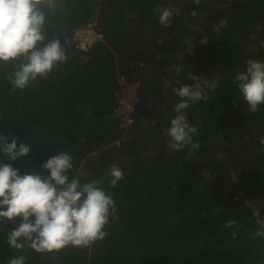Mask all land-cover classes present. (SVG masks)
<instances>
[{"label":"trees","instance_id":"trees-1","mask_svg":"<svg viewBox=\"0 0 264 264\" xmlns=\"http://www.w3.org/2000/svg\"><path fill=\"white\" fill-rule=\"evenodd\" d=\"M158 7L173 11L170 27L159 23ZM44 11V43L59 38L67 59L23 90L9 79L23 58L0 62V133L31 149L14 162L0 153V163L47 176L42 164L67 152L70 179L103 180L117 211L103 240L44 253L12 249L7 236L20 220L0 218V264L14 256L26 264H264L253 215L260 208L264 218V105L248 112L234 83L248 60L264 62V0H57ZM87 24L103 38L80 50L73 34ZM189 73L209 96L184 110L197 128L193 154L171 149L165 134L182 99L172 88L195 85ZM217 76L215 91L203 87ZM122 80L139 83L127 128L115 116ZM113 165L124 174L115 188Z\"/></svg>","mask_w":264,"mask_h":264},{"label":"clouds","instance_id":"clouds-1","mask_svg":"<svg viewBox=\"0 0 264 264\" xmlns=\"http://www.w3.org/2000/svg\"><path fill=\"white\" fill-rule=\"evenodd\" d=\"M201 0H193L197 6ZM57 0H0V62L11 63L23 58L19 69L10 77L13 90L25 89L38 78H47L53 68L66 61V49L59 38L44 43V25L47 8L54 11ZM159 23L170 27L173 19L171 8L158 7ZM195 17L197 12L193 10ZM227 24L221 20L214 27L217 34ZM192 38H185L191 52ZM200 43H207L204 37ZM65 44L71 46L70 40ZM177 74L183 71L182 65H176ZM189 79L195 85L173 87L172 91L181 101L175 105L177 115L171 120L165 134L170 138L171 149L182 151L190 146V154L199 149V142H193L197 128L192 126L184 114L191 103L208 101L209 96L203 91L200 78L192 73ZM179 83V81H177ZM240 96L247 102V111L258 112L264 105V62L248 60L245 71L234 77ZM203 87L215 91L219 87V77L203 80ZM5 136L0 133V153L10 161H17L30 154V147L18 137ZM259 143L264 145V137ZM48 172L47 176L38 173L20 174L11 163H0V218L9 221L20 220L17 227L7 236L8 245L14 250H21L25 244L37 253L59 251L69 245L72 247H88L98 240H103L104 231L109 222L110 213L117 209L110 193L101 185L103 180L81 183L79 179L69 176L73 168L72 157L67 152L50 157L42 164ZM122 170L113 165L110 169V186L115 188L123 179ZM248 202L246 201V204ZM261 231L256 236L264 237V218L261 209L253 212ZM226 227H236L235 220H228ZM236 233H233L235 238ZM26 257L14 256L8 264H26Z\"/></svg>","mask_w":264,"mask_h":264},{"label":"built area","instance_id":"built-area-1","mask_svg":"<svg viewBox=\"0 0 264 264\" xmlns=\"http://www.w3.org/2000/svg\"><path fill=\"white\" fill-rule=\"evenodd\" d=\"M103 38V33L95 25L87 24L74 31L73 39L76 48L87 50L92 44ZM125 87L128 93H125ZM139 83L122 81V87L117 92L118 105L115 109V116L121 118V126L128 127L133 121L134 106L139 98Z\"/></svg>","mask_w":264,"mask_h":264},{"label":"rangeland","instance_id":"rangeland-1","mask_svg":"<svg viewBox=\"0 0 264 264\" xmlns=\"http://www.w3.org/2000/svg\"><path fill=\"white\" fill-rule=\"evenodd\" d=\"M122 81H124V80H122ZM124 90H125V93H128V92H127V90H126V87H125V89H124Z\"/></svg>","mask_w":264,"mask_h":264}]
</instances>
